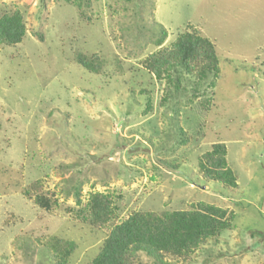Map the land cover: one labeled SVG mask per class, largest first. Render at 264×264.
<instances>
[{"label": "rangeland", "instance_id": "obj_1", "mask_svg": "<svg viewBox=\"0 0 264 264\" xmlns=\"http://www.w3.org/2000/svg\"><path fill=\"white\" fill-rule=\"evenodd\" d=\"M89 1L0 0V17L20 11L27 30L20 44H0V264H57L55 239L75 244L66 264H88L132 213L199 202L233 212V228L168 262L264 264V0ZM160 25L165 48L198 29L215 45L219 78L179 70L169 83L149 73L143 62L161 48ZM216 143L227 147L237 188L200 173ZM77 190L82 204L111 193L116 221L79 223L70 212ZM36 194L57 205L40 208ZM134 264L155 262L140 254Z\"/></svg>", "mask_w": 264, "mask_h": 264}, {"label": "trees", "instance_id": "obj_2", "mask_svg": "<svg viewBox=\"0 0 264 264\" xmlns=\"http://www.w3.org/2000/svg\"><path fill=\"white\" fill-rule=\"evenodd\" d=\"M83 8V0H63ZM86 5L90 1L87 0ZM159 38L156 47H161L168 37L167 30L160 25ZM191 28V26H189ZM27 33L24 17L20 11L5 14L0 17V44L15 46L20 44ZM80 64L91 71L97 66L90 60L80 59ZM143 65L156 79L174 81L171 73L179 70L188 75H195L203 82L210 75L219 78L220 67L215 45L196 28L181 33L170 47H161L148 56ZM179 78L176 89H179ZM213 82L210 87H213ZM170 95L165 96L164 102ZM194 98L202 97L196 89ZM211 99H206L201 106L205 111L210 109ZM151 108L150 103L148 109ZM146 110V112H147ZM182 143L188 142L185 132ZM227 147L224 143H216L199 160L200 173L204 180L215 181L224 187L237 188L238 178L228 166ZM171 168H175L170 165ZM40 190V183L32 185ZM31 198L32 192L24 191ZM77 208L70 212L81 224L102 229L117 219V207L114 205L111 193L94 192L89 200L82 204L80 190L75 192ZM34 202L40 208L51 211L57 201L45 194H36ZM235 215L226 208L206 202H199L192 210L157 212H134L124 221L114 224L105 239L98 255L88 264H134L136 258L143 254L152 259L155 264H175L168 262L167 257L187 259L206 241L217 237L224 230L233 228ZM53 256L57 264H66L75 249L73 242H63L55 239Z\"/></svg>", "mask_w": 264, "mask_h": 264}]
</instances>
